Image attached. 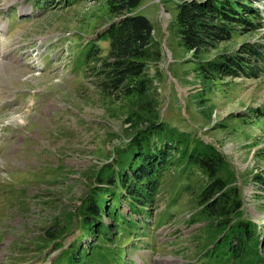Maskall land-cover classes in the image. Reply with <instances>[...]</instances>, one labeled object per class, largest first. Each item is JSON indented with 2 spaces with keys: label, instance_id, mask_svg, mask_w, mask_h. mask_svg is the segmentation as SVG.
<instances>
[{
  "label": "rangeland",
  "instance_id": "obj_1",
  "mask_svg": "<svg viewBox=\"0 0 264 264\" xmlns=\"http://www.w3.org/2000/svg\"><path fill=\"white\" fill-rule=\"evenodd\" d=\"M255 2L264 16V0ZM173 3L141 0L138 7L163 48L155 82L160 118L225 155L237 177L243 214L262 227L263 239L264 185L258 179L264 178V73L224 78L205 90L193 75L196 62L187 61L190 53L168 29L176 15ZM56 6L46 0H0V264H67L59 252L79 230L76 222L60 232L58 226L70 222L67 212L87 192L96 168L113 158L114 145L128 140L123 106L102 98L84 78L87 48L108 20L105 3ZM251 39H264V27L237 35L233 44ZM96 43L105 53L107 41L100 37ZM171 172L173 167L150 214L127 202L129 211L120 202L109 216L116 225L96 246L89 248L94 238L87 236L79 260L232 264L227 257L203 256L202 223L186 220L193 206L181 186L188 181L184 173ZM192 179L194 186L197 176Z\"/></svg>",
  "mask_w": 264,
  "mask_h": 264
},
{
  "label": "trees",
  "instance_id": "obj_2",
  "mask_svg": "<svg viewBox=\"0 0 264 264\" xmlns=\"http://www.w3.org/2000/svg\"><path fill=\"white\" fill-rule=\"evenodd\" d=\"M81 1L90 0H46V4L70 7ZM99 1L105 3L109 16L87 48L84 78L102 98L123 106L128 140L114 145L113 158L96 168L87 192L75 210L67 212L70 222L63 220L58 226L60 232L76 222L79 230L59 255L66 256L67 264H83L79 260L82 241L92 236L89 248L98 245V239L116 225L109 216L120 202L132 204L136 211L153 210L164 175L173 167L171 173L176 171L179 177L184 173L188 181L181 186L193 206L186 220L202 223L199 229L205 231L203 256L227 257L232 264H264L262 227L245 218L240 187L228 159L211 142L190 138L160 118L155 82L161 77L158 65L163 48L153 34V24L138 11L141 0ZM173 1L176 15L168 29L178 46L190 53L187 61L196 62L193 75L205 90L224 78L264 73V39L233 44L237 35L263 29L257 0ZM100 37L108 43L105 53L96 43ZM193 176H197L194 186L189 184ZM258 180L264 185V178Z\"/></svg>",
  "mask_w": 264,
  "mask_h": 264
}]
</instances>
